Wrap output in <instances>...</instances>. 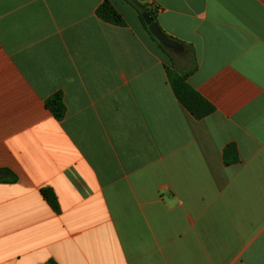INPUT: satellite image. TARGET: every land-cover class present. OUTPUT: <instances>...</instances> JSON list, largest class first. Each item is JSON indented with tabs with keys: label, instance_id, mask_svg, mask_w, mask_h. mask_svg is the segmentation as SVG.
<instances>
[{
	"label": "crops",
	"instance_id": "crops-1",
	"mask_svg": "<svg viewBox=\"0 0 264 264\" xmlns=\"http://www.w3.org/2000/svg\"><path fill=\"white\" fill-rule=\"evenodd\" d=\"M104 1L0 0V264H264V0H132L182 45L201 120L138 11L108 0L112 25Z\"/></svg>",
	"mask_w": 264,
	"mask_h": 264
},
{
	"label": "trees",
	"instance_id": "trees-1",
	"mask_svg": "<svg viewBox=\"0 0 264 264\" xmlns=\"http://www.w3.org/2000/svg\"><path fill=\"white\" fill-rule=\"evenodd\" d=\"M126 1L129 2L138 11L141 21L144 25L145 31L147 32L151 40L158 45L159 50L170 60L172 66L169 67L167 65L166 72L177 100L197 120H201L211 115L214 112V107L207 100H205L187 81L189 75L194 71V68L183 71L179 70L176 67L174 51L165 48L149 32L148 25L145 23L143 19V14L145 13L148 14L153 19V21L159 26L156 19L157 10L152 6H148V7L141 6L139 4H136L132 0H126ZM97 16L102 21L112 25L124 26L126 24L122 15L118 12L115 6L108 0H105L104 3L98 8ZM159 28L161 29L160 26ZM169 38L171 40H174L171 37ZM46 106L51 111L55 119L59 121L64 119L66 114V108L62 94L59 93L49 98L46 102ZM230 155H233V157L230 158ZM224 159L226 165H231L238 162L239 160L238 151H237V147L234 144L228 145L225 148ZM17 181H18L17 176L10 172H8L7 178L1 180L2 183H16ZM41 195L43 196L44 200L48 203V205L53 209L54 212L60 213V205L57 196L52 189L49 188L42 189ZM48 264H57V263L51 261Z\"/></svg>",
	"mask_w": 264,
	"mask_h": 264
},
{
	"label": "water",
	"instance_id": "water-1",
	"mask_svg": "<svg viewBox=\"0 0 264 264\" xmlns=\"http://www.w3.org/2000/svg\"><path fill=\"white\" fill-rule=\"evenodd\" d=\"M143 19L145 23L148 25L149 32L151 35L165 48L169 50H173L175 52H179L183 50V47L174 40H171L153 21V19L148 14H143ZM8 174L2 170H0V180L2 178H6Z\"/></svg>",
	"mask_w": 264,
	"mask_h": 264
}]
</instances>
